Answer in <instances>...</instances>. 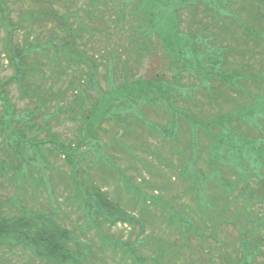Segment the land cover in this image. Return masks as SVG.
Masks as SVG:
<instances>
[{
  "label": "rangeland",
  "instance_id": "1",
  "mask_svg": "<svg viewBox=\"0 0 264 264\" xmlns=\"http://www.w3.org/2000/svg\"><path fill=\"white\" fill-rule=\"evenodd\" d=\"M44 2L45 0L1 1L13 29L10 31L9 28L7 29L3 24H0V80L5 83L4 91L8 97V102L14 108L13 112L15 114L33 109L36 99L34 97L21 96L16 82L10 81L15 76V67L8 63L5 48L10 44L17 46L18 50H22L26 43L36 42V38L41 42L50 38L52 31V28H50L51 17L44 24L41 22L33 23L25 20L26 18L24 19L29 10L45 8L43 7ZM51 2L60 13L69 17L72 27L75 29L82 28L81 38L83 41H86L85 45H83L84 49L86 53L97 58L100 65L94 82L100 88V93L105 94L111 88L110 86L117 87L125 79L128 82L139 78L146 79V81L156 78L170 83H176L177 81V83L180 82L185 85L190 84L191 81L198 83L194 78L193 72L195 70L193 69L199 68L205 71L207 63L212 66V63L207 61L208 58L204 57L203 53L207 52V48L211 50L214 46L222 45V49L225 47L227 49L223 51L224 54L221 60H229L231 64L219 65L218 70H227L230 74H234V70H239L240 66L243 65L242 70L244 71L245 69L246 84L257 87H254L257 90H254L255 96L252 99H249V97L245 98L247 93L241 89L237 93L238 95L227 90H223V93L222 89L214 91V93L211 92L212 94L210 95L204 87L198 86L195 90L191 88V90L189 89V93H187V88H182L178 93L183 96H189L188 99L195 106L183 102L181 99L172 103L175 107L177 106L175 111L182 117L180 120L182 130L178 132V138H180L175 143L166 142L161 136L150 133L152 127L159 130L168 121V110H166L165 106H162L165 105L164 102L166 103V101L164 99L166 98H162L163 104L158 101L155 105L148 104L147 106L139 104L137 108L133 109L129 107L127 110L128 117L118 118L119 122L114 120L103 124L105 130H111V132L109 134L100 132L99 139L109 143L113 140L114 135L116 142L129 146V148H121V146L118 147V144H114L113 142V147H110L107 151L105 149L106 155L111 157L114 164L122 171L124 177L130 179L129 181L132 184H137L142 188V193L160 195L163 199L173 203L176 208L183 207V210L189 213L192 220L200 223L201 214L191 211L192 208H195L197 212L202 210L213 213L219 212L223 203L222 197L219 195L221 192L217 188H214L213 191L208 190L211 195L209 192L198 195V193L187 191L190 181L186 180V177L183 176L181 165L188 160L189 155L191 160L187 162L186 166L188 167L189 163L193 164L189 165L187 171L193 172L195 169L198 178L205 182L207 180L216 181L228 177L234 182L237 181L238 183L236 184L240 186L241 182L236 172L232 171V169L250 174L255 181H257L256 177L264 178V144L261 145L260 155L256 156L252 153H245L243 156L245 163L239 166L238 161L233 163L231 153L224 155L225 153H223L221 147L222 141L220 140L226 133L237 130L235 125L236 121L239 120L238 122L241 121L240 123L244 127V130L239 131L243 133L244 140H247L248 137H257L264 142V70H262L264 69V59L260 62L257 61L262 57L257 56L261 54V46L255 42L258 41L255 37L259 36V34L246 30L245 11L243 13L240 11L241 7L245 8L247 6L248 0H181V2L174 0L175 3L172 5L166 4L168 0H160L156 5L153 17V33L148 26V34H143L142 36L148 44L152 42L151 37L155 42L153 47L156 50L151 56L147 55L143 50L134 53L129 45L130 40L134 41L140 37L139 34H133L130 30L126 29L131 23L129 13L132 12L130 10L132 6L130 4H133V6L137 5L139 4L138 0H128L130 4L126 3L125 0H120L119 2L118 0H51ZM258 3L254 2L250 4V7L256 9ZM262 3H264V0L259 5L260 9L264 12V4ZM144 5L146 7L150 6L149 3ZM126 11L129 13L125 14L124 12ZM122 12L124 15H121ZM173 15H177L175 20L178 21V24H176ZM234 22H237L239 27L241 26L242 31L237 28ZM225 24L233 25L234 29L226 33V30H222V26H226ZM258 27L257 30L263 28L264 23L258 25ZM188 32L190 33L189 37H196L197 35L196 39H194L196 41V48L191 50L195 52L194 56L193 54H189L187 49V46L193 44L188 39ZM201 35L203 36L201 37ZM213 36H217V38H213ZM222 37L224 39H219ZM261 37L264 39V33L261 34ZM217 40H220L221 43H217ZM164 42L169 44V47L173 51L172 55L168 52ZM262 43H264V40H262ZM33 56L36 55L33 54ZM179 58L189 59L188 62H190L192 69L186 68L184 71L178 73L177 67L181 64L178 62ZM44 59L42 58L41 60ZM114 59H116L115 62ZM250 66L252 67L251 71L248 69ZM214 67L216 68L217 66ZM84 70L88 71L89 69L84 67ZM68 71L70 72V70ZM243 71L239 70L240 76L237 75L242 82L244 81ZM37 72L43 75H48L49 73L45 66H40ZM218 73L219 71H216L211 81L216 88H219L222 84L219 81ZM69 76L66 78H69ZM66 78L61 79V81L64 82ZM8 80L9 82L7 83ZM38 81L40 82L41 80ZM62 82L57 83L58 86L54 88L55 91L60 87L62 88L64 84H61ZM41 83L46 84V81H41ZM67 83L68 81L65 83V89L67 88L66 91L68 92L69 87L66 85ZM48 85L46 84V86ZM162 89L165 90V86H162ZM175 89H178L177 84H175ZM85 90L89 91L92 96L86 102L85 107L87 109L95 103L100 94L96 87L92 90L85 88ZM32 91L30 89V92ZM202 95H205L206 98H201ZM209 95H219L220 98H211L210 103ZM68 96L69 98L65 97L67 100L63 101V106H68L71 95L68 94ZM207 98L208 100L206 101ZM147 100L149 99L147 98L144 103ZM158 105L163 109H158ZM246 105H251L247 112L245 111ZM171 108L172 106H170L169 111H171ZM186 110L189 112L194 110V113L201 114V118H203L199 117L196 120L197 122L202 121L203 125L201 123L194 126L190 125L188 130L184 114ZM78 112L76 110V119L74 120L70 118V113L63 112L58 119L52 122L53 127L51 131L56 133L59 141H62L64 144L74 146L78 139L81 123L83 122V117ZM111 113L114 114V112ZM4 114L5 111L0 103V119ZM217 115L224 119L221 130H219L220 127L217 125L216 127H219L218 130L214 126H211L214 124L215 118L218 117ZM207 128L211 131L210 135L212 134L215 137V140L211 138L210 148L208 147L210 142L206 138L208 136L206 132ZM1 129L0 127V164L1 161L6 162L7 159L6 151L3 148L5 144L3 139L5 130ZM245 130H249L247 134H244ZM112 132L113 134L111 135ZM192 135L197 140L195 146L189 145V142L193 140ZM219 135H221L220 139ZM43 138H45V134L40 133L38 139ZM216 144L219 156L214 157L211 164L209 160L212 158L211 153H213V148ZM63 156V154H57L54 157L50 155L48 158L50 161L48 162L53 166V170L51 171L50 168L44 169L45 176L50 180L52 191L50 193L54 202L52 199H49L51 197L43 183L35 187L31 179L22 188L21 184L9 180L11 176L9 172L0 171V173H3V175L0 174V203L2 204L3 212L8 215H19L24 213V211H33L40 215H47L51 211L50 207H54L58 211L57 220L65 227L71 229L78 238L83 239L85 242L87 241L88 244L93 246L94 255H92V260L89 264H125L122 259L123 255L119 252L114 255V253L108 250L109 248H105L104 250L99 249L101 242L98 240V236L93 229L83 233L82 229L88 226L90 220L87 218V213L80 202L82 199L75 201L72 197L74 192H72V181L70 182L69 180L71 179L72 170L64 161ZM96 157L95 153L88 149L85 153V162H80L78 165L77 179L80 181L81 190L87 192L89 186L94 184L96 187L107 191L109 199L113 202L115 200L122 206L131 208L133 199L136 200L137 197L134 196L131 199L129 194L123 190V184L119 183L116 185L114 183V175L110 176L108 173H105V171L108 172V168L105 167L102 159ZM213 166L216 168H211ZM224 172L227 176L222 175ZM40 177L43 179V175ZM252 186H255V183ZM195 194L199 196L196 199H194ZM226 195L229 196V194ZM262 195L264 196V191L261 192L260 197ZM250 204L252 205L251 207L245 206L244 203L240 202L236 204L237 209L231 206L230 210L232 212L235 209L236 211H249L246 212L252 216L249 226H251L255 218H259V221H256V224H258L257 233H255L253 227L247 225V229L244 228L241 233L242 238L239 239L237 228L216 219L215 223H220H217L216 231L212 234L214 237L211 240L207 238V243L212 246V250L209 251L215 255V264H219L220 258L218 256L220 252L224 254L227 250L230 251L233 261L250 255L251 264H264V200H254ZM225 206L226 208L228 207L227 205ZM127 210L133 211L141 219L137 210ZM150 213L146 217L147 221L143 220L145 227L143 235H140L142 232L138 223L134 225L118 223L114 226L104 224L102 225V232L107 235V238L110 237L111 239L120 241L132 242L139 236V239L144 242L142 243L143 246H140V249L137 251L141 252L144 256L152 255V251L156 245L164 243L163 240L167 241L170 238H175L177 233L175 230L172 232V228L168 227L159 209L152 208ZM202 215L205 216L204 214ZM230 223L232 224L233 222ZM205 231L206 233H210L209 230ZM146 238H149L147 239L148 241L145 240ZM214 239L220 242L218 248L214 247L217 245ZM249 242H254L258 247L254 248L253 246L255 245L251 244L252 246L249 249L243 251L241 246ZM191 243L193 246L197 244L195 239H192ZM202 253L199 261L205 263L208 258L207 255H204V251ZM7 257L11 260H19V263L38 264L31 254L23 249L14 250ZM127 261H130V259ZM188 264L194 263L188 262Z\"/></svg>",
  "mask_w": 264,
  "mask_h": 264
},
{
  "label": "trees",
  "instance_id": "2",
  "mask_svg": "<svg viewBox=\"0 0 264 264\" xmlns=\"http://www.w3.org/2000/svg\"><path fill=\"white\" fill-rule=\"evenodd\" d=\"M1 1L2 0H0V24H3V26L12 31L13 26L9 23L8 14L2 7ZM119 1L120 0H118V2ZM138 1L139 4L133 6L128 0H125L126 3L132 6L130 9L132 10L131 13L128 11L124 12L125 14H130L129 20L131 22L126 29L130 30L133 34H139L140 36L134 41L130 40L129 45L134 53L143 50L147 55L151 56L156 50L153 47L155 42L151 37L152 42L148 44L142 36L143 34H148V26L151 30L153 29V17L156 5L160 0ZM261 1L262 0H248L247 6L245 8L241 7L240 10L242 13L245 11L246 30L251 33L255 32V34H259V36L255 37L258 40L255 42L262 47H260L261 54L257 55L262 56L257 60L258 62L264 59V43H262V40L264 39L261 37V34L264 33V27L257 30L259 28L258 25L264 23V12L259 6ZM179 2H181V0H179ZM254 2H259L256 9L250 7V4H253ZM146 3H149L150 6L146 7V5H144ZM174 3V0H168V2H166V4L169 5ZM43 7L45 8L29 10L24 19L26 18L25 20L33 23L41 22L44 24L47 22L48 18L51 17L52 22L50 28H52V31L50 38L41 42L35 37L36 42L26 43L22 50H18L17 46L10 44L5 48L8 63L15 67V76L10 81L16 82L21 96L34 97L36 101L33 105V109L15 114L13 112L14 108L8 102V97L4 91L5 83L0 80V103L5 111L4 116L0 119V127L2 128L1 130H5L3 137L5 144L3 145V148L7 154L6 162L1 161L0 171L9 172L11 174L9 180L21 184L20 186H22V188L23 186L25 187L31 179L34 182L35 187L43 183L51 197V184L50 180L45 176L44 169L50 168L51 171L53 170V166L48 162L50 161L48 160L50 155L54 157L57 156V154H63L64 161L72 170L71 179H69L70 182L72 181V192H74L72 197L75 201H77V199H82L80 202L83 204L84 210L87 213V218L90 220L88 226L82 229V231L83 233L92 229L95 231L98 240L101 242L99 247L100 250L109 248L108 250L114 253V255L119 252L123 255L122 259L125 264H188V262L194 264H215V255L210 252L212 246L207 243V238L211 240V238L213 239L214 237L212 234L216 231V225L218 223H215L216 219L237 228L239 239H241V233L247 225L249 226L250 221H252V216L251 214H247L246 212L249 211L246 210L236 211V204L241 202L244 203L245 206L251 207L252 205L250 203H253L254 200H264L263 195L260 197L261 192L264 191V178L256 177L257 181H255L250 174L232 169V171L236 172L237 177L241 182L240 186L236 184L238 183L237 181L234 182L228 177L216 181L207 180L205 182L198 178L195 169L193 172L187 171L189 165L193 164L189 163L188 167L186 166L187 162H190L191 160L189 155L188 160L181 165V168L183 169L182 174H184L183 176L186 177V180L190 181L187 191L201 195V193H207L213 191L214 188H217L221 192L219 195L222 197L223 203L219 212L213 213L204 212L202 210L197 212L195 208H192L191 211H195L196 214H201V216L199 215L201 219L200 223H197L191 219L189 213L183 210V207H181L182 209L176 208L173 203L169 200L163 199L158 194L142 193V188L137 184H132V182L129 181L130 179L124 177L122 171L114 164L111 157H108L105 153L110 147H113V142L114 144L117 143L118 147L121 146V148H129V146L116 142L114 135L113 140L109 143L102 141L99 138L100 132L108 134L111 132V130H105L103 124L114 120L119 122L120 120H118V118L128 117L129 114L127 110L129 107L130 109H133L135 107L137 108L139 104H145L147 106L148 104L155 105L158 101L163 104L162 98H166L164 99L166 103L164 102L165 105L162 106H165L166 110H168V121L163 124L159 130L152 127L150 133L161 136L166 142H177L180 138H178V132L179 130H182L180 124L182 117H180V114H177L178 112L175 111L177 106L175 107L172 103L181 99L183 102L195 106V104L191 103L190 99H188L189 96L180 95L178 92L182 88H187V93H189V89L191 90L192 88V90H195L199 86L208 90V94L210 93V95L214 93V91H220L221 89V91L227 90L228 92L231 91L238 95L237 93H239L241 89L247 93V96L244 94L245 98L249 97V99H252L253 96H255L254 90L257 89H254L256 86L253 87L251 84H246L247 80L244 76L245 69L244 71L242 70L243 65H241L239 69L240 71H243V82L237 77V75H239V70H234V74H230L227 70H218L219 65H225L226 63H230V61L221 60V57L224 54L223 51L227 49L226 47L222 49L221 47L223 45L214 46L211 50L207 48V52L203 53V56L208 58L207 61L209 63L211 62L212 66L207 63L205 71H202L199 68L193 69L195 70V72H193L194 78L198 83L196 81H191L190 84L185 85L180 82L177 83V81L176 83H170L156 78H151L147 81L146 79L139 78L128 82L127 79H125V81L120 83L117 87L110 86L111 88L109 91L106 93L104 92L105 94H103L100 93V88L94 83L100 65L97 58L86 53L84 49L83 45H85L86 41H83L81 38V31H83L82 28L75 29L72 27L69 17L60 13L53 6L51 0H45ZM234 10L237 11L236 9ZM116 14L119 15L118 12H116ZM121 15H124L123 12ZM173 16L175 20L177 15ZM175 22L178 24L177 20H175ZM234 23L237 25V28L242 31V28H240L241 26L239 27L237 22ZM225 25L226 26H222V30H226V33L234 29L233 25ZM189 32L187 33L188 37L190 34ZM202 36L203 35H201V37ZM196 37L190 36L188 38L193 44L187 46V49L189 54H193V56L195 55V52L191 50L196 48V41H194ZM215 37L217 38V36H213V38ZM219 39H224V37ZM216 42L221 43L220 40H217ZM164 45H166L168 52L172 55L173 51L169 47V44L164 42ZM33 54L36 56H33ZM42 58L45 59L41 60ZM183 59L184 58H179L178 62L181 64L177 67L178 73L184 71L186 68L189 70L192 69L190 62H188L189 59ZM115 60L116 59H114V62ZM197 64L199 65L198 62ZM40 66H45L46 69H48V75L39 74L37 72ZM214 66L217 67L215 68ZM84 67H87L89 70L85 71ZM231 68L233 67L231 66ZM251 68V66L250 68L248 67L249 71L252 70ZM67 70H70V72H67ZM216 71H219L218 78L219 81L222 82L219 88H216L211 83ZM67 76H69V78H66ZM63 78H66L64 82L61 81ZM38 80H41L42 82L46 81V84L49 85L46 86V84H43ZM66 81H68L66 84L69 87L68 92L66 91L67 88L65 89ZM8 82L9 80L7 83ZM60 82H62L61 84L64 83L62 88L60 87L55 91L54 88L58 86L57 83ZM175 84H177L178 89H175ZM162 86H165L166 89L163 90ZM95 87L100 96L94 104L92 103L93 105H90V107L86 109V102L90 100L92 96L89 91L85 90V88L92 90ZM30 89L33 91L30 92ZM158 91H160V93H158ZM68 94L71 95L69 104L68 106H63V101H66L67 98H69ZM210 95L209 102L211 101V98H220L219 95ZM204 97L206 98L205 95L201 96V98ZM147 98L149 100L144 103ZM207 100L208 98L206 101ZM251 105H246L247 107L245 106L246 112ZM170 106H172L171 111H169ZM66 107L67 109H65ZM157 107L158 109H163L162 107H159V105ZM192 109H194V107H192ZM76 110H78V113L83 117V122L81 123L78 139L74 146H72L71 144L67 145L62 141H59L57 134L51 130L53 127L52 122L55 119H58L63 112L70 113V118L73 120L76 119ZM111 112H114V114ZM186 112L184 114L188 130L190 125H199L202 122L199 120V122H197L196 120V118H201V114L194 113V110L191 112L186 110ZM121 115L122 117H120ZM222 121H224V119H222L221 116H218L215 118L213 122L214 124L211 126L217 128V125L220 127H218L219 130H221L223 126ZM238 121H236L235 127L237 130L235 132H228L221 139V135H219V139L222 141L221 147L223 153H225L224 155H226V153H231L233 163L238 161L240 166L245 163L243 159L245 153H252L256 156L260 155L262 148L261 145H263L264 142L257 137H248L247 135L248 139L244 140L243 133L239 132L240 130H244V127L241 125V121ZM201 124L203 125V123ZM218 128L216 130H218ZM247 131L249 130H245L244 134H247ZM206 132L208 135L206 138L210 142L208 147L210 148L211 138L215 140V137L212 136V134L210 135L211 131L209 128H207ZM40 133L45 134V138L38 139ZM112 134L113 132L111 135ZM194 135H192L193 140L189 142L190 146L191 144L193 146L197 144ZM88 149L95 153V156H97L96 158L103 160L105 167L108 168V172L105 171V173H108L110 176L114 175V183L116 185L119 183L123 184V190L129 194L131 199H133L134 196L137 197L136 200L133 199V203H131L130 206L131 208L122 206L115 200L113 202L109 199L107 191L96 187L94 184L89 186L87 192L81 190L80 181L77 179L78 165L80 162H85V153ZM211 155L212 158L209 162L212 164L213 158L219 156V153L217 152V144L213 148V153H211ZM211 168L215 169L216 167L213 166ZM0 174L3 175V173ZM41 175H43V179L40 177ZM222 175L227 176L225 175V172ZM188 177H190V179H188ZM253 183H255V186H252ZM225 193L229 194V196ZM209 194L211 195L210 192ZM194 197V199H196L199 196L195 194ZM49 199H52V197ZM52 201L54 202V199H52ZM1 205L2 204L0 203V264H28L19 263V260H11L7 257L10 253L14 252V250L21 249L27 250L38 264H89V262H91V257L94 255L92 249L93 246L88 244L87 241L85 242L83 239L78 238L71 229L62 225V223L57 220L58 211L54 207H50L51 211L47 215H40L33 211H24V213L19 215H8L3 212ZM225 205L228 207L226 208ZM231 206L236 208L235 211L232 212L230 210ZM152 208L159 209L160 214L164 220H166L168 227L172 228V232L175 230L177 233L176 235H178L177 238L175 235V238H170V240L167 241L163 240L164 243L156 245L155 249L152 251V255L144 256L141 252L137 251L140 249V246H143L142 243L144 242L139 239V236H137L132 242L120 241L117 239H111L110 237L107 238V235L102 232V225L104 224L114 226L118 223L125 225H134L138 223L142 232L140 235H143V230L145 229L143 220L147 221L146 217L151 214L150 211ZM127 209L137 210L141 219L137 217L133 211ZM224 212L227 214L225 215ZM258 219L259 218H255L251 223V226H249L253 227L255 233H257L256 229L258 224H256V221H259ZM230 222L233 223L231 224ZM205 230H209L210 233H206ZM147 239L149 238H146L145 240L148 241ZM192 239L196 240V246H193L191 243ZM214 240L217 244L214 247L218 248L220 242L216 239ZM251 244L255 245L253 246L254 248L258 247L254 242L239 246H241L243 251H246L252 246ZM203 251L204 255H207L208 258L205 263L199 261V259H201L200 255L203 254ZM218 257L220 258L219 264H251L250 255L243 256L242 258L233 261L229 250L224 254L220 252ZM129 259L130 261H127Z\"/></svg>",
  "mask_w": 264,
  "mask_h": 264
}]
</instances>
